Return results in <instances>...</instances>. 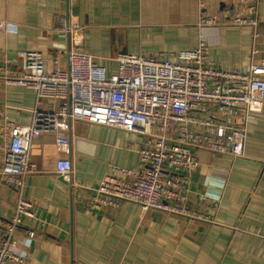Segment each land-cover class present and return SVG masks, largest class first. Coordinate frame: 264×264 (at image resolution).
I'll return each mask as SVG.
<instances>
[{
	"label": "crops",
	"instance_id": "0c3cea01",
	"mask_svg": "<svg viewBox=\"0 0 264 264\" xmlns=\"http://www.w3.org/2000/svg\"><path fill=\"white\" fill-rule=\"evenodd\" d=\"M257 15L254 38L248 27L199 28L198 0H0V61L12 66L18 52H38L46 72H66L65 28L75 25L82 30V51L108 77L117 72L119 54H164L176 62L201 38L213 64L247 72L264 62V0ZM55 111L50 101L36 105L33 90L0 82V113L32 128L28 159L36 172L20 189L0 179V223L11 217L19 197L33 204L34 218L12 238L0 225L1 241L23 255L24 264H264V102L250 118L242 157L198 153L186 201L212 220L209 225L142 214L128 202L109 213L82 209L74 188H96L116 167L136 170L138 151L151 140L74 120L68 122V144L60 148ZM58 158L70 161V178L55 173Z\"/></svg>",
	"mask_w": 264,
	"mask_h": 264
},
{
	"label": "built area",
	"instance_id": "2783aa9c",
	"mask_svg": "<svg viewBox=\"0 0 264 264\" xmlns=\"http://www.w3.org/2000/svg\"><path fill=\"white\" fill-rule=\"evenodd\" d=\"M258 1L198 0V27H248L256 38ZM65 29L66 72H46L40 53L21 51L15 65L0 61V82L33 90L36 105L39 101L55 104V140L60 148L67 146L68 122L74 120L151 140L149 148L138 151L136 170L116 167V174L105 176L96 188L77 185L78 206L109 213L128 202L138 205L142 214L211 224L209 217L187 205L189 176L198 166L199 152L243 156L250 118L264 102V62L250 65L247 72L222 70L209 61L201 38L194 50L179 52L176 62L164 54H119L117 72L108 77L82 51L81 28ZM51 61L57 66V58ZM31 140L30 126L15 124L0 113V179L19 189L25 177L36 172L28 159ZM55 173L70 178V161L58 158ZM32 218L33 204L19 197L11 217L0 225L12 238L16 228ZM28 237L33 238V233ZM0 264H24V256L1 238Z\"/></svg>",
	"mask_w": 264,
	"mask_h": 264
}]
</instances>
